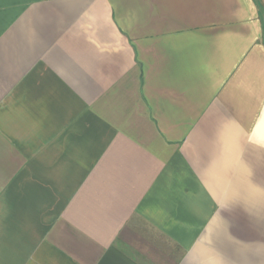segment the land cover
I'll use <instances>...</instances> for the list:
<instances>
[{"label":"crops","instance_id":"obj_1","mask_svg":"<svg viewBox=\"0 0 264 264\" xmlns=\"http://www.w3.org/2000/svg\"><path fill=\"white\" fill-rule=\"evenodd\" d=\"M0 264H264V0H0Z\"/></svg>","mask_w":264,"mask_h":264}]
</instances>
